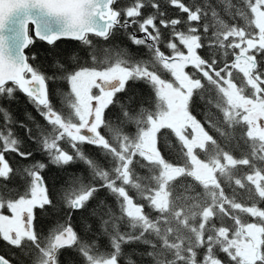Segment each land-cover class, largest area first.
Here are the masks:
<instances>
[{"label":"snow or ice","instance_id":"obj_1","mask_svg":"<svg viewBox=\"0 0 264 264\" xmlns=\"http://www.w3.org/2000/svg\"><path fill=\"white\" fill-rule=\"evenodd\" d=\"M0 241V264H264V0H0Z\"/></svg>","mask_w":264,"mask_h":264},{"label":"trees","instance_id":"obj_2","mask_svg":"<svg viewBox=\"0 0 264 264\" xmlns=\"http://www.w3.org/2000/svg\"><path fill=\"white\" fill-rule=\"evenodd\" d=\"M58 43H59V47H61V48H69V49H71V48L76 47L78 42L70 41V40H62V41H60ZM115 43L120 44L122 47H128L129 48V47L132 46L130 43H120V42H117V41ZM35 47L37 49V52L40 53L41 58H42L43 57L44 48L46 46L42 45L41 42H37V44L32 48V51H34ZM144 87L143 86H137L138 89H141V88H144ZM19 100H20V104L19 105H15V104L13 105V108L16 109V115H17L18 119H23V113H24L25 110L31 112L34 116H36L37 120L41 119L37 115V113L35 112V109L30 104L25 102V97L22 94H20ZM41 123H43L42 120H41ZM20 135H23L22 130H20ZM31 147L34 148L35 145H31ZM89 150L93 151V152L95 151L94 149H89ZM35 158L36 159H40L41 158L40 154L36 153ZM73 167L77 171H81L84 168V166L82 164H78V165H75ZM54 171H55V169H53V172ZM51 174L52 173H49V176H51ZM9 187H14V185H9ZM103 195H104V193H101V196H103ZM80 216H81L80 213H76L75 216H74L73 222L76 223V224H79ZM45 222H46V218L43 216V214L38 212L37 227L38 228H44L45 227ZM132 247H135V246H132ZM132 247H126L125 251L126 252H131L132 251ZM137 250L139 251V249H137ZM0 252L2 254H5L6 256H11L12 255L7 249H0ZM122 264H123V261H122Z\"/></svg>","mask_w":264,"mask_h":264},{"label":"flooded vegetation","instance_id":"obj_3","mask_svg":"<svg viewBox=\"0 0 264 264\" xmlns=\"http://www.w3.org/2000/svg\"><path fill=\"white\" fill-rule=\"evenodd\" d=\"M71 41V40H70ZM116 41L117 42H120V43H130L129 41H127V39L126 38H124L123 37V35L121 34V35H118V37H117V39H116ZM115 41V42H116ZM131 44V43H130ZM129 49L132 51V52H137V51H140L141 53H143V49H140V50H138L135 46H131V47H129ZM34 51L35 52H37V49H36V47L34 48ZM137 86H143V85H137ZM60 87H62V88H64V90H66V85H60ZM144 87V86H143ZM25 102H27L26 101V99H25ZM55 103L59 106V98L57 97L56 99H55ZM0 249H7L11 254H13V250L12 249H10L4 242H2V241H0ZM0 254H2L1 252H0Z\"/></svg>","mask_w":264,"mask_h":264}]
</instances>
